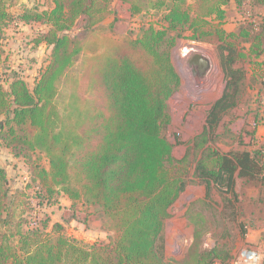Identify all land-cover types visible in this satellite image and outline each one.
Masks as SVG:
<instances>
[{
	"label": "trees",
	"instance_id": "16d2710c",
	"mask_svg": "<svg viewBox=\"0 0 264 264\" xmlns=\"http://www.w3.org/2000/svg\"><path fill=\"white\" fill-rule=\"evenodd\" d=\"M42 1L0 0V68H9L5 40L14 25L36 27L34 42L50 48L33 86L16 70L5 77L0 72V147L30 174L26 188L15 190L0 166V264H211L220 252L200 247L202 215L190 218L194 239L182 260L167 257L164 230L189 184H205L206 198L214 187L235 194L236 174L257 182L264 169L259 152L226 154L209 144L223 116L238 105L246 79L237 65L243 54L232 42L236 34L220 26L231 0H122L142 20L126 33L118 31L117 17L104 24L115 14L114 0ZM216 36L225 88L203 131L178 159L165 133L168 100L181 85L171 50L179 38ZM256 45L250 50L260 57L264 51ZM78 63L84 97L73 94L63 112L60 85ZM199 149L201 157L190 161ZM32 197L39 205L65 197L73 209L99 212L114 236L87 243L61 224L48 232V220L36 221Z\"/></svg>",
	"mask_w": 264,
	"mask_h": 264
},
{
	"label": "rangeland",
	"instance_id": "374dc122",
	"mask_svg": "<svg viewBox=\"0 0 264 264\" xmlns=\"http://www.w3.org/2000/svg\"><path fill=\"white\" fill-rule=\"evenodd\" d=\"M21 2L32 6L43 1ZM191 2L195 3V0ZM113 7L115 14L104 24L117 17L119 32L126 33L131 28H138L142 20L131 16L129 4L114 0ZM226 7L227 18L220 26L236 34L232 42L236 52L243 54L237 57V65L244 69L246 79L238 105L223 116L209 144L226 154L245 150L252 155L259 152L260 165L264 168V52L260 57H254L250 50L253 42L254 46L257 44L259 47L257 49L264 51V0H242L241 3L231 0ZM81 25L80 22L77 30L81 29ZM243 29L249 30L246 37L242 35ZM35 30L36 27L23 25L7 29L4 66L9 68H0L3 77L7 70H16L30 85H34L50 54L46 44L37 45L34 42ZM260 33L262 35L258 36ZM252 38L254 41H251ZM220 42L217 36L206 41L179 38L171 50L172 63L180 75L181 85L168 100L171 122L165 133L178 159L186 155L196 136L203 131L211 105L225 88V76L218 56ZM195 54H202L210 60V69L201 84L196 82L189 67V61ZM81 69V63H78L60 85L58 105L63 112L71 108L73 94L84 97L82 84L76 81L82 76ZM202 151H192L190 161L196 162ZM0 166L5 168L15 190L26 188L30 174L25 163L1 147ZM192 168L193 164L191 171ZM259 177L257 182H250L236 174L235 194L222 193L214 187L210 198H206L205 184H189L171 207V218L165 223L167 257L184 259L194 239L193 221L202 215L199 222L204 223V235L200 247L202 250L220 252V257L209 259L213 261L211 264H264V169ZM28 191L34 194L32 188ZM31 202L36 221H49L48 232L52 231L53 224H61L69 236L87 243L107 242L114 236L111 222L106 216L94 210L73 209L71 201L65 197L42 205L32 197ZM194 202L195 205L192 204Z\"/></svg>",
	"mask_w": 264,
	"mask_h": 264
},
{
	"label": "water",
	"instance_id": "95a60500",
	"mask_svg": "<svg viewBox=\"0 0 264 264\" xmlns=\"http://www.w3.org/2000/svg\"><path fill=\"white\" fill-rule=\"evenodd\" d=\"M189 67L192 70L196 82L201 84L210 69V60L202 54H195L189 61Z\"/></svg>",
	"mask_w": 264,
	"mask_h": 264
}]
</instances>
